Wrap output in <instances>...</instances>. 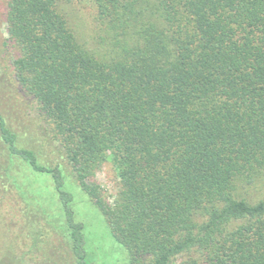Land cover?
Returning a JSON list of instances; mask_svg holds the SVG:
<instances>
[{"label": "trees", "instance_id": "1", "mask_svg": "<svg viewBox=\"0 0 264 264\" xmlns=\"http://www.w3.org/2000/svg\"><path fill=\"white\" fill-rule=\"evenodd\" d=\"M88 1L111 53L61 0H3L0 264H88L68 168L131 264H264V195L238 192L264 168V0ZM110 157L113 203L91 181Z\"/></svg>", "mask_w": 264, "mask_h": 264}, {"label": "rangeland", "instance_id": "2", "mask_svg": "<svg viewBox=\"0 0 264 264\" xmlns=\"http://www.w3.org/2000/svg\"><path fill=\"white\" fill-rule=\"evenodd\" d=\"M60 4L70 25L84 44L97 52L106 54L113 52L117 45L116 38L120 39V37H116L109 23L98 16L88 0H61ZM4 5L3 0L2 2L0 0V11H4ZM7 36L6 24L3 23L0 29V44ZM17 53L16 47L10 43L3 56L8 59L10 56H16ZM21 97L25 106L22 105L24 113L23 116L18 117V126L26 125L28 120L38 113L37 102L31 96L23 94ZM66 175L65 189L72 193L71 207L74 218L84 226L87 263L131 264L128 250L115 238L101 209L77 183L71 169H66ZM91 181L100 186L106 200L114 202L119 188V177L111 157L96 171ZM238 192L250 201L261 198L264 195V168L254 182L242 184ZM50 201L52 202L53 199ZM31 264H36V261H32ZM174 264H184V257L179 256Z\"/></svg>", "mask_w": 264, "mask_h": 264}]
</instances>
